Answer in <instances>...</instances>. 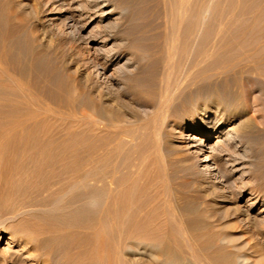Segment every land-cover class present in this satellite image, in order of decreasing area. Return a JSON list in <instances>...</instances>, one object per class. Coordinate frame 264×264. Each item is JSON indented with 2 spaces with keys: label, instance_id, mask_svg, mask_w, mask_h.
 I'll return each instance as SVG.
<instances>
[{
  "label": "rangeland",
  "instance_id": "374dc122",
  "mask_svg": "<svg viewBox=\"0 0 264 264\" xmlns=\"http://www.w3.org/2000/svg\"><path fill=\"white\" fill-rule=\"evenodd\" d=\"M111 1V7L108 6L106 9H111L114 6L117 11L119 9L116 4H122L127 10L121 15L122 19L119 20L117 25L108 27L106 24H109L110 19L106 18L101 20V17L99 16L100 12L96 11L97 14L96 12L89 10L86 0H0V58H2L3 63L11 75L18 78L24 87L29 88L31 92L35 91L34 93H37L38 95L40 94L39 97L41 96V99L43 100L40 101L43 104L46 103V105L52 106V108L61 109V112L56 109L54 110L60 112L57 114H61L63 118L56 115L54 118L58 119L55 121L54 118H45V114H42L41 118L44 117L43 119L48 120L43 121V123L45 125L47 122L49 129H51L50 125L52 124L53 130L51 129L50 131L55 134L59 133V135H56L58 149L73 150L72 153L79 152L82 154H84L83 151H85L88 156L86 154H81V156H83L85 160L89 159L87 161L89 164L87 165V169L89 168L90 170V173L87 176L89 178H87L86 185L77 187L73 184L80 179V171L78 169L75 172V169L73 170V168L63 169L57 167L55 168L56 173H50L49 171H43L40 173L41 171H36L33 168L27 169L22 164L23 162L31 163L32 160H30L29 157L32 156L30 154L34 151L33 147V151L29 147L30 152L28 150L27 154H23L18 146H9V148L11 147V151H14L17 148V150L12 153H9L10 149L7 148L8 146L3 147V149L8 150H4V152L6 154L8 152L13 159L11 158V160L9 158L12 162L9 161V164L7 165L2 162L0 163V179L2 177V179H4H1L3 183L0 180V264H62V262L66 261L67 256L65 251L63 252L64 254L62 253L60 256L51 255L50 260L47 259L43 252L34 250L33 248L35 246H44L43 241L46 240L47 233H37L30 228L32 221L40 222V224L43 223L44 226L53 224L74 225L71 219L68 217L67 219L65 215L59 213L54 216L48 214L41 215L36 207L32 205L29 206L30 203H39L41 201L52 200L53 198L58 197L88 198V210L76 214L77 218L84 216L89 218L87 224L91 227L88 228L86 234L87 237L81 235V241L84 243L85 241L88 242L87 244H83L84 248L87 245V249L85 248L84 252L81 251L77 254H73L74 256L72 255V257L80 256L81 254L84 257L86 256L85 258H87L88 264H214L215 262L217 264H227L225 259H220V255L222 253H230V249L231 252H242V254L248 258V264H253V262L254 264H264V168H262L264 167V143L259 146V149L256 152L257 155L255 156V161L258 163V168H260L261 177L253 183L248 181V176H245L247 169L234 172V174L232 173L229 176L231 178H228V181L223 186L220 183H218L219 185L210 183L208 182L209 178L203 173V168L206 166V163L197 167L194 165V158L186 154V144L190 141L188 138H191L196 133V130H190V126L194 125V122L202 113L200 106L192 107L188 104L189 102H187L186 99L189 92L199 96L200 92L202 93L201 89L203 88V85L209 83L211 80H213L211 82L216 81L217 76H212L211 74L213 73L214 75V73H218L219 70L213 72L215 67H213L214 64L212 61L216 62H214V66H217L220 71L223 69L228 70V67H230L229 70H231L233 67H241V65L251 67V71L255 76L253 74L250 78L251 80H245L246 91L243 93L246 95L243 94L242 97L243 99L247 98L245 99V103L248 108H250L249 113L251 115L259 116L260 112H262L261 114H264V0H181L179 4L177 3L178 1L176 2V0H173V3L175 2L176 4L174 3L175 5H173L172 3L169 5V8L171 7L170 10L175 16L171 14L167 5L170 4L172 0H168L170 2L166 0L167 2L165 1V3L167 4L165 6L164 0ZM132 4H134V6ZM199 4L201 8L199 7ZM173 6L177 7L178 10ZM180 7L182 9L184 8V12L187 13L180 14V12H183ZM167 12L169 15H167ZM86 14L89 15V17L86 16ZM177 14H180L181 17L178 15L177 18ZM114 16H117V14ZM174 17H176L177 20H175L176 18ZM179 17L183 20L182 22ZM125 18L129 19L127 20ZM169 19H171L170 24L168 22L170 21ZM187 19L188 21H186ZM176 21L181 22L178 23V25L181 24V27L183 26L184 28L178 27ZM127 23L131 24L127 25ZM192 23L196 24L193 26ZM166 24L173 26L169 27V25L166 26ZM101 25H103L104 28ZM189 25L192 26L191 28L195 29V31L189 29ZM128 26L130 27L128 28ZM167 28H169V30ZM179 28L181 30L183 29L182 31L184 33L181 30H178ZM121 29L129 30L132 36H130V32L128 34L126 33L128 31L125 30L122 32ZM121 32L123 34H121ZM178 33H181V36L184 34L185 38H183L184 36L181 37ZM191 37H193L194 41L193 39H190ZM166 38H168V41H166ZM181 38L185 40L184 44H180L181 41L183 42V39ZM164 39L166 41L165 44ZM173 40H176L177 43H172ZM190 40L192 41V44L187 45V42L190 43ZM218 40H220V43H218ZM200 41L202 42L200 43ZM167 42H169V45H166L168 44ZM170 43H172L171 45L173 48L170 46ZM224 45L225 47L228 45V48H224ZM127 46L129 48H126ZM178 47L181 50L186 49L185 52H179V50H177ZM208 48L210 50H208ZM169 49L174 51L175 55L173 56V59H177L175 61V67L177 69H175V73L173 72L171 76L173 80L176 81L178 79V81L177 85H175L176 88L173 89L174 95H172L173 99L179 98L178 100L182 101L179 102L175 99L177 101L176 103L175 100H170L168 104L170 111H167L168 113L166 112V114L161 113L160 116V113L158 114L156 109V105H158L157 101H159V90L157 89H160L158 84L161 85V79L163 78L161 74L163 66L161 65H164L163 62L166 60ZM187 49H189V54L187 53ZM209 51L213 54L211 55ZM248 51L249 53H256L255 55L258 57L254 56L252 53L249 55V53H247ZM208 53L210 55H208ZM184 54L189 55H187V60V56ZM194 54L196 56H194ZM197 55H200V63L197 62ZM248 55L252 58V61L256 58L258 61L260 59L259 63L262 64H259V66L261 67L257 66L258 62L255 63L256 66L251 65L254 63L251 62L250 57L249 60L251 64L247 61ZM261 55L262 58H259ZM191 58L196 60L191 61ZM126 59H132V62L127 63ZM178 60L182 61L179 62ZM243 60L246 61L244 62ZM186 61H188L189 64ZM218 61L220 62L218 63ZM222 61L226 62L225 66L222 64ZM236 61H241L239 62L241 64L238 63V66ZM178 62L181 64L183 63V66L185 67L183 68L182 66L181 68V64ZM202 62L205 63L201 64ZM233 62L237 66L232 64ZM246 62L248 63L246 64ZM187 64L188 66L191 64L193 66L188 67L186 66ZM131 67L136 68L134 69ZM194 67H196L195 69L201 68L205 70H192ZM129 68H131V70H128ZM190 68L192 71H190ZM183 69L186 70L184 71ZM192 72H196L197 74L200 73L203 78L204 76H209L210 78L208 79L210 81L205 80V78L203 80L200 75L197 78L196 73ZM160 75L162 77H160ZM186 75L189 77L187 76L188 78H186ZM120 76L122 79H120ZM190 77L194 79L192 80ZM199 77H201L203 81ZM126 78H128V80ZM182 79H186V82H184V80L182 81ZM199 79L203 83H200L201 81L199 82ZM127 81L129 85L124 84V82L127 83ZM130 81L136 87H133L132 84L130 85ZM186 84H188V86H186ZM189 86L191 87L189 88ZM112 87L117 89H113ZM178 87L180 90H176ZM194 87L200 89H194ZM97 88L98 90H96ZM240 88L241 85L239 84L230 85V89L233 92L235 91L234 93H236V91L237 93H240ZM69 91L71 93H69ZM134 91H137L140 94L137 92L135 93ZM183 91L186 92L185 94L187 96L185 94L181 95ZM97 92L99 93L97 94ZM153 92H155L157 98ZM178 92H180L179 94L182 97L178 95ZM70 94H72V104L69 102ZM121 96L123 97L122 100ZM253 96L257 99L254 98L257 101V104L255 103ZM20 97L18 95V99H21ZM91 97H93V99ZM135 97L137 98L136 101L133 99ZM181 98L186 99L183 100ZM105 100L108 103H106ZM96 102H99V106ZM170 102H172L173 106H176V109L170 105ZM205 103H207V105L211 104L208 100H205ZM113 104H115V106ZM1 105L2 104H0V106ZM73 106L76 110H72ZM89 107L90 109L88 110L90 114L88 113V110H86ZM124 107H126V109ZM0 109L2 111L4 110L3 105ZM64 110L66 112L65 115V112L63 113ZM82 110H84L83 113ZM95 110L98 114H96L97 112ZM2 111H0V113ZM76 111L77 113L74 114ZM86 111L87 115L85 113ZM173 113H175L176 116ZM2 114H0V116ZM69 114L70 116L68 117L67 115ZM151 114H158L155 115L156 118L158 116V120L155 116V120H152L153 117ZM114 115H118L120 121L116 120V118L113 119V124H111L110 120ZM80 116H82V119H80ZM150 117L152 119H150ZM103 119H105L104 121L107 123H105ZM169 119L171 121H169ZM160 120L163 121L161 122ZM155 121H157V125L154 124ZM167 123H169V125ZM229 123L231 122L227 121L226 124ZM95 124H97V126ZM226 124L222 127H226ZM103 125L108 127L105 128L107 130L112 126L113 130L109 131L112 128L108 131L103 130ZM116 125L124 127H120L123 129L122 132H120L121 129H119V126L117 127ZM153 125L155 126L154 131L158 130L156 133L159 135L161 134L160 137L155 132L153 135V128H151ZM113 126H116L117 128ZM125 127H130L126 129L130 135L132 131L131 136L126 131ZM161 127L163 128L161 129ZM114 128L119 130V133H117L118 131L116 132V129ZM168 128L169 130H167ZM159 130L162 131L159 132ZM166 130L168 133H166ZM113 131H115L116 134L111 135V137L108 135L107 137V134H111ZM65 132L70 134L68 135ZM120 133L123 135H118L117 137V134ZM64 135H66V138L64 137L63 139ZM155 136L157 138H155ZM60 137L61 140L59 139ZM114 137L119 141L117 142ZM119 137L121 140L118 139ZM69 138L75 140L74 144L73 140L71 139L72 141H70ZM58 139L60 140V143L58 142ZM215 139L216 138L214 137H209V142L212 143ZM77 140L78 143L80 142L81 146L76 143ZM105 141L109 143L108 148L103 146L107 151L103 147L101 148L103 151L105 150L107 152V155H105L106 152H103L100 148V146L107 143ZM61 142L63 144H61ZM68 142L73 147L70 146ZM152 142H154V144H151ZM116 144L118 146H115ZM149 144L151 146L153 145L154 147H152L155 150ZM62 145H65V147ZM75 145H78L80 147L79 149L84 147L82 152L81 150L79 151L78 147ZM59 146H62L63 148H60ZM113 146L115 147L111 150L110 147ZM68 147L70 148L68 149ZM111 151L113 152L108 154ZM13 153H15V158L13 157ZM21 153L23 154L21 155L23 158L19 156ZM153 153H155L156 156L159 153L157 156L158 160L156 158L154 159L156 156ZM152 154L154 157L151 156ZM10 155H6V157H10ZM18 156L21 158V162L18 159ZM106 156H108V158ZM170 158L173 159L171 160ZM159 160H163L162 162L165 165H162V162L161 164H158ZM172 161L173 164L171 165L170 163ZM167 163L169 165H166ZM156 165L160 168L159 171L161 173L159 175L157 173L158 167ZM154 166L157 167L156 170H154ZM164 166L166 169L165 174L168 173L167 175L164 173L162 174V172H165L163 171ZM240 166L241 164H237V167ZM231 168L232 167H229V169ZM3 171H6V174H4ZM171 174L172 177H170ZM163 175L166 179H164ZM176 178L178 180H176ZM159 179H161L160 183L158 181ZM171 179L173 180L171 181ZM177 183L179 184L177 185ZM165 185L166 190L162 188V186L165 187ZM252 188L258 192H256L258 194L257 196L250 194ZM163 191L166 192L164 193ZM125 194H127V197H125ZM166 194L169 195L167 196ZM119 195L124 198H120ZM184 195H186V198ZM114 198H119L120 205L122 204L119 206L122 216L119 224L114 221L113 211L111 210L112 205L110 206V203L112 204ZM126 198H129L130 202L128 199L126 200ZM96 204H98L99 207ZM126 204L131 205L127 206ZM106 210H109L108 213H111L109 214V217L111 216L112 218L110 217L109 221H104L103 219ZM130 210L132 212L134 211L133 217L135 218L132 221H130L128 216ZM21 213L24 215L22 216ZM16 214H19V217ZM29 218H33V220H29ZM38 219L40 221H38ZM132 222H134V224H132ZM73 227L75 228L73 230H84V228L81 227ZM211 230L212 234L210 232ZM28 236H32L35 241H27ZM114 236L116 237L115 239H113ZM225 236L229 237L231 241L225 244L218 242L214 244L216 240L218 241V239ZM90 242H92L93 245L92 243L90 244ZM200 242H202V245L205 247L202 246ZM115 243L117 248L116 250H113V245ZM210 243H213L214 245ZM90 246H92V248ZM198 246L199 248H204L205 251L202 250L203 253L202 251L200 253L199 251L201 248L199 249ZM222 246L224 249H222ZM216 247H218L219 250L216 249ZM219 247H221V249ZM207 248L209 249V252L206 250ZM89 250H91L89 253L90 255L87 256ZM194 250H196L195 253ZM223 250H225V252ZM97 251L100 252L97 253ZM216 252H218L219 255ZM199 254L200 256L198 257ZM206 256L209 257L206 258Z\"/></svg>",
  "mask_w": 264,
  "mask_h": 264
},
{
  "label": "bare ground",
  "instance_id": "6f19581e",
  "mask_svg": "<svg viewBox=\"0 0 264 264\" xmlns=\"http://www.w3.org/2000/svg\"><path fill=\"white\" fill-rule=\"evenodd\" d=\"M84 1V0H83ZM141 1V0H140ZM165 1L166 0H164V3H165ZM168 1V0H167ZM166 1V2H167ZM178 1V2H177ZM181 0H176V2L179 4V2H180ZM86 2L88 3V8H89V10H91V11H94V12H96V11H98V12H100V17H101V20H104V19H106V18H109L110 20V22H109V24L107 23L106 25H108V27H112V26H114V25H117L118 23H119V20L120 19H122L121 18V15L123 14V13H125V10H127L124 6H122V4H116L117 5V7H118V9L119 10H117L116 11V9L114 8V6H113V8H109V9H106L108 6H110L111 4H112V1L111 0H86ZM116 2V1H115ZM114 2V3H115ZM168 2H170V1H168ZM144 3V2H143ZM146 3V2H145ZM173 3V0L171 1V3L170 4H167V3H165L164 4V6L167 4L168 5V8H169V5H171ZM175 3V2H174ZM173 3V5H175ZM73 4V3H72ZM133 6H134V4H132ZM182 5V4H181ZM70 6V5H69ZM84 6H86V5H84ZM16 7V6H15ZM111 7V6H110ZM173 7H175V6H173ZM199 7L201 8V6H200V4H199ZM14 8V7H13ZM171 8V7H170ZM170 8H169V10H170ZM177 10H178V8L177 7H175ZM174 8V9H175ZM181 8V7H180ZM180 8H179V10H180ZM12 9V8H11ZM10 9V10H11ZM74 9V8H73ZM83 9H85V8H83ZM87 9V8H86ZM137 9H139V8H137ZM166 9H167V6H166ZM182 9V8H181ZM184 9V8H183ZM182 9V13L180 12V14H185V13H187V12H184V10ZM196 9H198V8H196ZM14 10V9H13ZM176 10V11H177ZM194 10V9H193ZM200 10V9H199ZM74 11V10H73ZM88 11V10H87ZM168 11V10H167ZM171 11V10H170ZM169 11V12H170ZM176 11H175V13H176ZM187 11V10H186ZM197 11V10H196ZM195 11V12H196ZM93 12V13H94ZM118 12V13H117ZM178 12V13H179ZM19 13V12H18ZM73 13V12H72ZM77 13V12H76ZM81 13V12H80ZM89 13V12H88ZM92 13V12H91ZM97 13V12H96ZM131 13V12H130ZM140 13V12H139ZM191 13V12H190ZM98 14V13H97ZM117 14V16H114V15H116ZM136 14V13H135ZM171 14H172V11H171ZM180 14H177V18H178V15L180 16ZM195 14H197V13H195ZM17 15V14H16ZM19 15V14H18ZM167 15H169V13L167 12ZM173 16H175L174 14H172ZM81 16V15H80ZM86 16H88L89 17V15H87L86 14ZM96 16V15H95ZM165 16V15H164ZM185 16V15H184ZM183 16V17H184ZM198 16V15H197ZM74 17V16H73ZM126 17V16H125ZM132 17H133V15H132ZM134 17H135V15H134ZM181 17V16H180ZM179 17V18H180ZM182 17V18H183ZM130 18H131V15H130ZM170 18H171V16H170ZM174 18H176V17H174ZM177 18L175 19V20H177ZM125 19H129V18H125ZM172 19V18H171ZM171 19H169L170 21H168L169 22V24H170V22H171ZM184 19V18H183ZM175 20H173V21H175ZM180 20H181V18H180ZM185 20V19H184ZM123 21H125V20H123ZM167 21V20H166ZM178 21H179V19H178ZM183 20H181V22H182ZM186 21H188V19L186 20ZM127 22V21H126ZM126 22H124V23H126ZM181 22H177L176 21V23H177V26L178 27H180V28H182L181 27V24L180 25H178V23H181ZM192 22V21H191ZM102 23V22H101ZM124 23H123V25H124ZM173 23V22H172ZM175 23V22H174ZM186 23V22H185ZM190 23V22H189ZM200 23V22H199ZM221 23V22H220ZM129 24H131V23H129ZM128 23H127V25H129ZM168 24V25H169ZM193 24V26L196 24H194V23H192ZM191 24V25H192ZM201 24V23H200ZM122 25V24H121ZM167 24H166V26H168ZM183 25V24H182ZM202 25V24H201ZM102 27H103V25H101ZM125 26H126V24H125ZM173 26V25H172ZM172 26H170L169 25V27H172ZM190 26V25H189ZM121 27V26H120ZM130 26H128V28H129ZM192 26H190V28L189 29H192L193 31H195V29H193V28H191ZM104 28V27H103ZM166 28V27H165ZM174 28V27H173ZM178 29V30H181V29ZM184 28V27H183ZM168 30H169V28H167ZM122 30V29H121ZM128 31V32H126V33H128L129 34V30H127V29H124V30H122V32L123 31ZM171 30H172V28H171ZM183 30V29H182ZM181 30V31H182ZM191 30V31H192ZM114 32V31H113ZM121 32V34H123ZM178 32H180V31H178ZM183 32V31H182ZM181 32V33H182ZM199 32V31H198ZM198 32H197V34H198ZM107 33V32H106ZM115 33V32H114ZM181 33H178V34H180V36H181ZM184 33V32H183ZM112 34V33H111ZM108 35V34H107ZM114 35V34H113ZM120 35V34H119ZM168 35V34H167ZM111 36V35H110ZM125 36H126V34H125ZM124 36V37H125ZM130 36H132L131 35V32H130ZM129 36V37H130ZM175 36V35H174ZM182 36H184V34H182ZM181 36V37H182ZM171 37V36H170ZM197 37V36H196ZM105 38V37H104ZM107 38H108V36H107ZM183 38H185V36L183 37ZM183 38H181V39H183ZM187 38H188V36H187ZM219 38V37H218ZM106 39V38H105ZM104 39V40H105ZM191 40L193 39V37H191L190 38ZM198 39V38H197ZM119 40V39H118ZM189 40V39H188ZM190 40V43H188L187 42V45L188 44H192L191 41ZM198 40H200V39H198ZM120 41V40H119ZM164 41H165V39H164ZM166 41H168V38H166ZM166 41L164 42V44L166 43ZM193 41H194V39H193ZM213 41V40H212ZM219 42L218 43H220V40H218ZM104 42V41H103ZM126 42V41H125ZM173 42H175V43H177V41L175 40H173L172 41V43ZM180 42V41H179ZM178 42V43H179ZM202 41H200V43H201ZM119 43V42H118ZM168 44H166V45H169V42H167ZM172 43H170V46H172L171 44ZM181 43H185V40L183 39V42L181 41L180 42V44ZM204 43V42H203ZM213 43V42H212ZM231 43V42H230ZM120 44H122V43H120ZM226 44V43H225ZM186 45V46H187ZM235 45V44H234ZM132 46H134V45H132ZM197 46V45H196ZM208 46V45H207ZM210 46H213V45H210ZM221 46V45H220ZM256 46V45H255ZM131 47V46H130ZM135 47V46H134ZM191 47V46H190ZM216 47V46H215ZM219 47V46H218ZM222 47V46H221ZM250 47V46H249ZM126 48H129L128 46L126 47ZM172 48H173V46H172ZM171 48V49H172ZM183 48V47H182ZM213 48V47H212ZM224 48H228V45L225 47V45H224ZM176 49V48H175ZM192 49V48H191ZM190 49V50H191ZM198 49V48H197ZM196 49V50H197ZM200 49H201V47H200ZM199 49V50H200ZM223 49V48H222ZM177 50H179V52H185V50H181V49H179V47L177 48ZM188 50L189 49H187V53L189 54V52H188ZM205 50V49H204ZM208 50H210L209 48H208ZM212 50V49H211ZM253 50V49H252ZM198 51V50H197ZM200 51H202V50H200ZM199 51V52H200ZM224 51H225V49H224ZM263 51V50H262ZM140 52H142V51H140ZM162 52V51H161ZM191 52V51H190ZM210 52V54L212 55L213 53H211V51H209ZM220 52V51H219ZM222 52V51H221ZM251 52V51H250ZM257 52H259V51H257ZM132 53V52H131ZM177 53V52H176ZM193 53V52H192ZM247 53H249V51L247 52ZM252 53V52H251ZM251 53H249V55L251 54ZM164 54V53H163ZM187 54V55H188ZM195 54H196V52H195ZM194 54V56H196ZM198 54H200V53H198ZM209 53H208V55H210ZM254 56H256L255 54L256 53H252ZM257 54H259V53H257ZM262 54V53H261ZM140 55V54H139ZM175 54H174V51H172V50H170L169 49V51H168V55H167V57H166V60H165V62H163L164 63V65H161V66H163V69H162V76H163V78L161 79V78H159V79H161V85L160 84H158V87L160 88V89H157V90H159V101H157L158 102V105H156L157 106V111H158V114L160 113V116H161V113L162 114H166V112L168 111H170V108H168V104H169V101L170 100H175V99H173V89L174 88H176L175 87V85H177V81H178V79L175 81V80H173V78H172V73L174 72L175 73V69H177L176 67H175V61L177 60H174L173 59V56H174ZM184 55H186V54H184ZM186 55V56H187ZM202 55V54H201ZM215 55V54H214ZM247 56L248 57V62L251 64V62L252 63H254V64H251V65H255L256 66V64L255 63H257L258 65L257 66H259V64H262V63H259L260 62V59L259 58H262V55L261 56H259V61L258 60H256L257 58L256 57H258V56H256L255 58L256 59H254V57H253V59H254V61H252V58L250 57V56ZM6 56V55H5ZM135 56V55H134ZM137 56H138V53H137ZM186 56H184V57H186ZM189 56V55H188ZM188 56L186 57V60H187V58H188ZM200 56V55H199ZM199 56L197 55V59H198V63H200V61H199ZM123 57V56H122ZM202 57V56H201ZM217 57V56H216ZM237 57V56H236ZM243 57V56H242ZM251 59H250V58ZM129 58V57H128ZM132 58H134V57H132ZM177 58H180V57H177ZM182 58V57H181ZM244 58V57H243ZM183 59V58H182ZM201 59H203V58H201ZM247 59V58H246ZM251 60V62H250V60ZM190 60V59H189ZM193 60H196V59H193V58H191V61H193ZM207 60V59H206ZM221 60V59H220ZM136 61H138V60H136ZM162 61H163V59H162ZM179 62H181L182 60H178ZM184 61V60H183ZM205 61V60H204ZM208 61V60H207ZM207 61H205V62H207ZM244 62L246 61V60H243ZM126 62L127 63H131L132 62V59H126ZM178 62V63H179ZM186 62H188V61H186ZM196 62V61H195ZM205 62H202L201 64H203V63H205ZM213 62V64L215 65V61H212ZM212 62H211V64H212ZM215 62V63H214ZM220 61H218V63H219ZM223 62V61H222ZM237 62V61H236ZM239 62H241V61H239ZM239 62H237V65L239 66V64H241V63H239ZM248 62H246V64L248 63ZM262 62V61H261ZM134 63V62H133ZM194 63V62H193ZM192 63V64H193ZM208 63V62H207ZM226 62L224 61L222 64H224V66L226 65L225 64ZM239 63V64H238ZM144 64V63H143ZM179 64H181V63H179ZM188 64H189V62H188ZM188 64L186 65V66H188ZM189 65L188 67H190V66H193L194 64H196V63H194L193 65ZM200 64V65H201ZM212 64V65H213ZM221 64V63H220ZM232 64H234L235 66H237L234 62L232 63ZM244 64V63H243ZM111 65V64H110ZM140 65H141V63H140ZM152 65H153V63H152ZM178 65V64H177ZM209 65H210V63H209ZM213 65V67H215L214 68V71L213 72H216L217 70H219L218 71V73H214V75H213V73L211 74L212 76H217L216 77V81H214V82H211V81H213V80H209L208 78H210L209 76L208 77H206V76H204V78H205V80H208V81H210L209 83H207V84H205V85H203L202 87V89H201V91H202V93L200 92V95L198 96H196V95H194V94H191L190 92L188 93V96L185 94L186 92L185 91H183V93H181V95H186L187 96V99L186 98H184V99H186L187 100V102H189L188 104H190L192 107H195V106H200V109L202 110V113L199 115V117H198V119L194 122V125H191L190 126V130H196V133L191 137V138H188V139H190V141L189 142H187V147H186V154L188 155V156H191V157H193L194 158V160H195V163H194V165L195 166H197V167H199V165H202L203 163L205 164L206 163V166H204V168H203V173H204V175H206L207 176V178H209V181L208 182H210V183H213V184H218V183H220L222 186L223 185H225V183L228 181V178H231V177H229L232 173L234 174V172H239V171H241V170H243V169H247V173H245V176H248V181L249 182H255L256 180H258L261 176V174H260V168H258V163L255 161V156L257 155L256 154V152L258 151V149H259V146H261L263 143H264V114H261L262 112H260V115L259 116H253V115H251L249 112V109L250 108H248V106H247V104L245 103V99H247V98H245V99H243V94H245V93H243V92H245L246 90H245V88H246V84H245V80H247V79H250L251 78V76L254 74V73H252V71H251V67H248V66H246V65H241V67L239 66V67H236V68H234L233 67V69H231V70H229V68L230 67H228L227 69L228 70H222V71H220V69H218L217 68V66H214ZM182 66H183V63L181 64V68H182ZM211 66V65H210ZM228 66H229V64H228ZM129 67V66H128ZM185 66H183V68H184ZM227 67V66H226ZM225 67V68H226ZM259 67H261V66H259ZM258 67V68H259ZM125 68H127V67H125ZM131 68H134V67H131ZM131 68H129L128 70H131ZM136 68V67H135ZM134 68V69H135ZM162 68V67H161ZM192 68V67H191ZM191 68H190V71H192V70H197V69H195L196 67H194V69H192L191 70ZM204 68H206V67H204ZM253 68V67H252ZM213 69V68H212ZM254 69V68H253ZM263 69V68H262ZM137 70V69H136ZM184 70V69H183ZM186 70V69H185ZM184 70V71H185ZM199 70H205V69H201V68H199L198 69V71ZM258 70H260V69H258ZM133 71V70H132ZM183 71V72H184ZM261 71V70H260ZM140 72V71H139ZM180 72V71H179ZM255 72V71H254ZM263 72V71H262ZM10 72L7 70V68H6V66H5V64L3 63V60H2V58H0V104H2L3 105V111L0 109V111H2L3 112V114H2V112L0 113V114H2L1 116H0V163L2 162V163H4L5 165H7V164H9V158L11 159L12 157H11V155L10 154H8V152H7V154L4 152V150H7V149H3V147L4 146H8L7 148H9V146H14V147H16V146H18L20 149L19 150H21L22 151V153L23 154H27V152H28V150H29V147L31 148V150L33 151V149H34V151L30 154V155H32V156H30L29 157V159L30 160H32L31 161V163H22L23 164V166L25 167V168H27V169H30V168H33L34 170H36V171H41L40 173H42L43 171H49L50 173H56L55 172V168H57V167H61V168H63V169H70V168H73V170L76 172V170L78 169L79 171H80V179H79V181L78 182H75L73 185L75 186H85L86 185V183H87V178H89V177H87L88 176V174L90 173V170H89V168L87 169V165H89L88 163H87V161L89 160L88 158V160H85V158L83 157V156H81V154L82 153H79V152H77V153H72V151H69V150H66V149H58V147H57V138H56V135L58 134L59 135V133H57L56 131V133L57 134H55V133H53V132H51L50 130L52 129L53 130V125L51 124L50 125V127H51V129H49V125H47V122H46V124L44 125V123H43V121H45V120H47V119H43V118H41L42 116V114H45V118H47V117H49V119H53L54 117H56V115H58V116H61V114L59 115V114H57V113H60L61 111V109H57V108H52V106H48V105H46V103L45 104H43L41 101H43L42 99H41V96L39 97V95L37 94V93H34V92H31V90H29V88H26V87H24V85H22V83H20V81L18 80V78H16L15 76H13V75H11V73L9 74ZM14 73V72H13ZM112 73H114V72H112ZM147 73V72H146ZM177 73V72H176ZM192 73H196V72H192ZM200 73H201V71H200ZM200 73L199 74H197L196 73V75H197V78H198V76L200 75ZM117 74V73H116ZM120 74V73H119ZM123 74V73H122ZM129 74V73H128ZM136 74V73H135ZM182 74V73H181ZM180 74V75H181ZM185 74V73H184ZM259 74V73H258ZM261 74V73H260ZM263 75V74H262ZM138 76V75H137ZM161 75H160V77H162ZM185 76V75H184ZM188 75H186V78H188L187 77ZM193 76V75H192ZM191 76V77H192ZM201 77H202V75H200ZM254 76H255V74H254ZM159 77V76H158ZM190 77V78H191ZM195 77V76H194ZM201 77H199L201 80H202V78ZM259 77H260V75H259ZM112 78V77H111ZM123 78H125V77H123ZM141 78V77H140ZM183 78V77H182ZM185 78V77H184ZM196 78V79H197ZM204 78H203V80H204ZM120 79H122L121 78V76H120ZM127 80H128V78H126ZM142 79V78H141ZM192 79V78H191ZM194 79V78H193ZM192 79V80H193ZM195 79V80H196ZM199 79V82L201 81ZM259 79H261V78H259ZM263 79V78H262ZM110 80V79H109ZM139 80V79H138ZM184 80V82H186L185 80L186 79H182V81ZM202 80V81H203ZM251 80V79H250ZM255 80V79H254ZM140 81H142V80H140ZM189 81V80H188ZM187 81V82H188ZM200 82V83H203V82ZM257 81V80H256ZM9 82H11V83H13V84H11V83H9ZM123 82V81H122ZM146 82V81H145ZM184 82H183V84H184ZM111 83V82H110ZM120 83V82H119ZM178 83H180V82H178ZM196 83V82H195ZM248 83V82H247ZM258 83V82H257ZM124 84H127V85H129L128 84V81H127V83H125L124 82ZM132 83H131V81H130V85H131ZM181 84V83H180ZM182 84V85H183ZM188 84H189V82H188ZM188 84H186V86H188ZM193 84V83H192ZM231 84H239V85H241V88H240V93H237V91H236V93H234L233 91H231V89H230V85ZM253 84V83H252ZM263 84V83H262ZM108 85V84H107ZM110 85V84H109ZM112 85H113V83H112ZM112 85H110V86H112ZM133 85V84H132ZM160 85V86H159ZM190 85V84H189ZM195 85V84H194ZM200 85V84H199ZM198 85V86H199ZM259 85H260V83H259ZM90 86V85H89ZM88 86V87H89ZM138 86V85H137ZM196 86V85H195ZM197 86V87H198ZM254 86V85H253ZM86 87V86H85ZM123 87H126V86H123ZM128 87V86H127ZM133 87H136V86H134L133 85ZM180 87V86H179ZM178 87V89H176V90H180V88ZM191 86H189V88H190ZM200 87V86H199ZM262 87V86H261ZM28 89V90H26V89ZM77 88H79V87H77ZM104 88H105V86H104ZM110 88V87H109ZM113 88V87H112ZM131 88V87H130ZM188 88V89H189ZM192 88H193V86H192ZM196 87H194V89H195ZM252 88H254V87H252ZM113 89H117V88H113ZM126 89V88H125ZM196 89H200V88H196ZM235 89V88H234ZM237 89V88H236ZM96 90H98V88L96 89ZM100 90V89H99ZM107 90V89H106ZM120 90V89H119ZM122 90H123V88H122ZM128 90V89H127ZM134 90V89H133ZM136 90H138V89H136ZM257 90V89H256ZM129 91V90H128ZM196 91V90H195ZM252 91V90H251ZM263 91V90H262ZM84 92H85V90H84ZM135 92V91H134ZM137 92V91H136ZM135 92V93H136ZM152 92V91H151ZM188 92V91H187ZM193 92V91H192ZM197 92V91H196ZM239 92V91H238ZM69 93H71L70 91H69ZM80 93V92H79ZM99 92H97V94H98ZM100 93H101V91H100ZM137 93H139V92H137ZM154 94H155V92H153ZM180 92H178V95L180 96V97H182L180 94H179ZM198 93V92H197ZM81 94V93H80ZM140 94V93H139ZM156 94H157V91H156ZM156 94H155V96H156ZM173 94V95H172ZM199 94V93H198ZM248 94V93H247ZM258 94V93H257ZM18 95H19V97L21 98V99H18ZM127 95V94H126ZM176 95V94H175ZM246 95V94H245ZM254 95V94H253ZM29 96V97H28ZM70 96V99H69V102L71 103V97H72V94H70L69 95ZM90 96V95H89ZM94 96V95H93ZM99 96V95H98ZM101 96V95H100ZM117 96H118V94H117ZM141 96V95H140ZM154 96V95H153ZM178 96V97H179ZM203 96V97H202ZM255 96V95H254ZM253 96V99L255 98ZM106 97V96H105ZM137 97V96H136ZM133 98L135 101H136V99L137 98ZM171 97H172V99H171ZM184 97V96H183ZM250 97V96H249ZM248 97V98H249ZM90 98V97H89ZM92 99H93V97H91ZM100 98V97H99ZM120 98V97H119ZM122 96H121V100H122ZM126 98V97H125ZM124 98V99H125ZM130 98V97H129ZM156 98H157V96H156ZM263 98V97H262ZM111 99H116V98H111ZM179 99V98H178ZM178 99H176L177 101H179ZM181 99H183V98H181ZM183 99V100H184ZM256 99V98H255ZM254 99V100H255ZM260 99V98H259ZM41 100V101H40ZM133 100V101H134ZM138 100H139V98H138ZM155 100H157V99H155ZM175 100V101H176ZM186 100H185V102H186ZM205 100H208V102L210 101V105H207V103H205ZM257 100V99H256ZM255 100V103L257 102ZM75 101V100H74ZM91 101V100H90ZM110 101V100H109ZM113 101H116V100H113ZM112 101V102H113ZM128 101V100H127ZM140 101V100H139ZM139 101H138V103H139ZM177 101H176V103H177ZM180 101H182V100H180ZM179 101V102H180ZM264 101V100H263ZM105 102L106 103H108L106 100H105ZM248 102V101H247ZM259 102V101H258ZM74 103H76V102H74ZM96 103H98V106H99V102H96ZM156 103V102H155ZM176 103L174 102V104L176 105ZM182 103V102H181ZM260 103V102H259ZM72 104V103H71ZM71 104H70V106H71ZM129 104V103H128ZM157 104V103H156ZM200 104V105H199ZM250 104V103H249ZM254 104V103H253ZM257 104V103H256ZM2 105L0 106V107H2ZM101 105V104H100ZM103 105V104H102ZM114 106H115V104H113ZM155 105V104H154ZM170 105H172V102H170ZM262 105V104H261ZM264 105V104H263ZM98 106H97V108H98ZM113 106V107H114ZM129 106V105H128ZM173 106V105H172ZM187 106V105H186ZM253 106V105H252ZM252 106H249V107H252ZM259 106V105H258ZM72 107V106H71ZM174 108L176 107V106H173ZM173 107H171L172 109H174ZM262 107V106H261ZM260 107V108H261ZM70 108V107H69ZM97 108H96V110H97ZM115 108V107H114ZM125 109H126V107H124ZM255 108V107H254ZM254 108H253V110H254ZM54 109H56V110H58V111H60V112H57L56 110H54ZM71 109V108H70ZM81 109V108H80ZM88 109H90V107L89 108H87L86 110H88ZM153 109V108H152ZM155 109V110H156ZM176 109V108H175ZM198 109V108H197ZM252 109V108H251ZM66 110V109H65ZM65 110L63 111V113L65 112ZM72 110H76L75 108H74V106H73V109ZM95 110V111H96ZM98 110H101V109H98ZM130 110V109H129ZM80 111V110H79ZM132 111V110H131ZM84 112V110H82V113ZM97 112V111H96ZM109 112V111H108ZM134 112V111H133ZM167 112V113H168ZM171 112H172V110H171ZM174 112H176V111H174ZM180 112V111H179ZM178 112V113H179ZM258 112V111H257ZM73 113V112H72ZM77 113V111L74 113V114H76ZM86 113V115H87V111L85 112ZM88 113L90 114V112H89V110H88ZM152 113V112H151ZM155 113V112H154ZM177 113V112H176ZM66 114V112L64 113V115ZM96 114H98V112L96 113ZM158 114H155V115H158ZM175 116H176V114L175 113H173ZM100 115H102V114H100ZM155 115H152L151 114V116L153 117V119L150 117V119H152V120H155V118H156V116ZM57 116V117H58ZM68 117L70 116V114L69 115H67ZM109 116V115H108ZM154 116H155V118H154ZM159 116V117H160ZM166 116V115H165ZM62 117V116H61ZM66 117V116H65ZM67 117V118H68ZM72 117V116H71ZM73 117H74V115H73ZM82 116H80V119H82L81 118ZM86 117V116H85ZM88 117V116H87ZM91 117H92V115H91ZM94 117V116H93ZM113 117V116H112ZM164 117V116H163ZM187 117V116H186ZM197 117V116H196ZM63 118V117H62ZM89 118V117H88ZM97 118V117H96ZM99 118V117H98ZM117 118V119H116ZM157 118H158V116H157ZM156 118V119H157ZM166 118V117H165ZM167 118H168V116H167ZM179 118V117H178ZM194 118V117H193ZM55 119V118H54ZM58 119V118H57ZM57 119H55V121L57 120ZM91 119V118H90ZM113 119H116V120H119L118 119V115H114V117L113 118H111V120H110V122H111V124H113ZM136 119V118H135ZM137 119H138V117H137ZM139 119L141 120V118L139 117ZM161 119V118H160ZM105 119H103V121H104ZM108 120V119H107ZM158 120V119H157ZM168 120V119H167ZM48 121V120H47ZM81 121V120H80ZM86 121V120H85ZM84 121V122H85ZM120 121V120H119ZM161 122L163 121V120H160ZM169 121H171L170 119H169ZM174 121V120H173ZM176 121H177V119H176ZM227 121H229V122H231V123H229V124H226L227 123ZM94 122H96V121H94ZM98 122V121H97ZM105 122V121H104ZM167 122V121H166ZM105 123H107V122H105ZM140 123V122H139ZM157 123V121H155L154 122V124L155 125H157L156 124ZM159 123V122H158ZM179 123V122H178ZM94 124V123H93ZM152 124H153V121H152ZM159 124H161V123H159ZM164 124V123H163ZM168 125H169V123H167ZM224 124H226L227 126L226 127H222ZM96 126H97V124H95ZM100 125V124H99ZM105 125V124H104ZM103 125V130H107V129H105V128H108V127H105V126H107V125H105L104 126ZM119 125H121V124H119ZM119 125H116L117 127L119 126ZM136 125H137V123H136ZM166 125V124H165ZM111 126V125H110ZM109 126V127H110ZM116 126H113V127H116ZM124 126V125H123ZM125 126H128V125H125ZM130 126V125H129ZM163 126V125H162ZM102 127V126H101ZM116 127V128H117ZM120 127H122V126H119V129H121V131L120 132H122V128H124V127H122V128H120ZM154 125L153 126H151V128H153V135H154V132L156 133V131H158V130H155L154 131ZM157 127V126H156ZM164 127H166V126H164ZM176 127V126H175ZM99 128V127H98ZM98 128H96V129H98ZM111 128H112V126H111ZM111 128H109V129H111ZM116 128H114V129H116ZM126 128H130V127H125V129ZM158 128H159V126H158ZM157 128V129H158ZM163 127H161V129H162ZM167 128V127H166ZM189 128V127H188ZM67 129V128H66ZM108 129V130H109ZM150 129V128H149ZM107 130V131H108ZM113 130V128L111 129V130H109V131H112ZM167 130H169V128L167 129ZM167 130H166V133H168L167 132ZM118 131V132H117ZM126 131H127V129H126ZM162 131V130H161ZM160 130H159V132H161ZM172 131H173V129H172ZM172 131H169V132H172ZM106 132V131H105ZM113 132H115V131H113ZM111 133V134H107V137H108V135L111 137V135H113V134H116V132L117 133H119V130H117L116 129V132L115 133ZM128 132V131H127ZM174 132V131H173ZM178 132H179V130H178ZM65 133H67V132H65ZM98 133V132H97ZM129 133V132H128ZM68 134V133H67ZM70 134V133H69ZM68 134V135H69ZM73 134V133H72ZM127 134V133H126ZM156 134H158V133H156ZM155 134V135H156ZM170 134V133H169ZM76 135V134H75ZM82 135V134H81ZM118 135H123V134H117V137H118ZM125 135V134H124ZM129 135H130V133H129ZM131 135H132V131H131ZM130 135V136H131ZM161 135V134H160ZM160 135L158 134V136L160 137ZM174 135V134H173ZM115 136V135H114ZM126 136V135H125ZM152 136V135H151ZM150 136V137H151ZM175 136H177V135H175ZM58 137V136H57ZM64 137L66 138V135H64L63 136V139H64ZM98 137V136H97ZM109 137V138H110ZM120 137H122V136H120ZM120 137L118 138V139H120ZM124 137V136H123ZM129 137V136H128ZM173 137V136H172ZM209 137L211 138V137H214V138H216L215 139V141L214 142H209ZM72 138H73V135H72ZM71 138V139H72ZM115 138V137H114ZM152 138V137H151ZM155 138H157L156 136H155ZM154 138V139H155ZM166 138V137H165ZM60 140H61V137L59 138ZM58 139V142L60 143V140ZM70 139V138H69ZM70 139V141H72L73 140V144H74V142H75V140L74 139H72L71 140ZM75 139H78V138H75ZM107 139V138H106ZM141 139V138H140ZM147 139V138H146ZM115 140H117L116 138H115ZM121 140V139H120ZM133 140V139H132ZM148 140V139H147ZM160 140V139H159ZM65 141H66V139H65ZM69 141V140H68ZM109 141H111V140H109ZM119 140H117V142H118ZM62 142H64V141H62ZM61 142V144H63ZM105 142H107V141H105ZM104 142V143H105ZM112 142V141H111ZM116 142V143H117ZM66 143V142H65ZM69 143V142H68ZM67 143V144H68ZM72 143V142H71ZM77 144H79V146H81L80 145V142L78 143V140H77V142H76ZM160 143V142H159ZM67 144H65V145H67ZM107 144H108V146H107ZM137 144V143H136ZM151 144H154V142H152ZM65 145L63 146V147H65ZM69 145L70 146H72L70 143H69ZM106 145V146H105ZM123 145V144H122ZM126 145V144H125ZM142 145V144H141ZM150 145V144H149ZM11 146V147H12ZM62 146H59L60 148H63ZM76 146V145H75ZM74 146V147H75ZM78 145L76 146V147H78V149L80 148ZM88 146V145H87ZM89 146H91V145H89ZM109 147V143L107 142L106 144H104V145H102V146H100V148L101 147ZM115 146H118L117 144L115 145ZM115 146H113V147H110L111 148V150L115 147ZM151 146V145H150ZM153 146V145H152ZM151 146V147H152ZM159 146V145H158ZM185 146V145H184ZM184 146H182V147H184ZM11 147L9 148L10 150H9V153H12V152H14L15 150H17V148L15 149L14 147V151H11ZM32 147H33V149H32ZM73 147V146H72ZM75 147V148H76ZM92 147V146H91ZM90 147V148H91ZM94 147V146H93ZM103 147V148H104ZM125 147V146H124ZM141 147V146H140ZM139 147V148H140ZM154 147V146H153ZM152 147V148H153ZM165 147V146H164ZM70 147H68V149H69ZM84 148V147H83ZM83 148H81V149H79V151L81 150V152H82V150H83ZM86 148V147H85ZM89 148V147H88ZM117 148V147H116ZM161 148V147H160ZM159 148V149H160ZM77 149V148H76ZM102 149V148H101ZM104 149H106V148H104ZM121 149V148H120ZM154 149V148H153ZM13 150V149H12ZM110 150V149H109ZM155 150V149H154ZM8 151V150H7ZM11 151V152H10ZM77 151V150H76ZM102 151H103V149H102ZM105 151V150H104ZM103 151V152H104ZM106 151H107V149H106ZM105 151V152H106ZM262 151V150H261ZM18 152V151H17ZM29 152H30V150H29ZM84 152V154H86L85 153V151H83ZM109 152V151H108ZM113 151H111L110 153H108V154H111ZM153 152H155V151H153ZM16 153V152H15ZM15 153H13V157L15 158V156H14V154ZM18 154L20 157H21V155H23V154ZM156 153V152H155ZM155 153H153L154 155H155ZM29 154V153H28ZM84 154H82V155H84ZM105 154V153H104ZM114 154H117V153H114ZM151 155V156H153L154 157V155ZM159 154V153H158ZM158 154H157V156H158ZM161 154V153H160ZM6 155H10V157H6ZM87 155V154H86ZM105 155H107V152H106V154ZM104 155V156H105ZM164 155V154H163ZM19 156H18V159L20 160V162H21V158H23V156L21 157V158H19ZM26 156V155H25ZM88 156V155H87ZM103 156V157H104ZM115 156V155H114ZM156 156V155H155ZM157 156L156 157H154V159L156 158L157 159ZM159 156H161V155H159ZM32 157V158H31ZM86 157V156H85ZM107 158H108V156H106ZM105 157V158H106ZM111 157H112V155H111ZM153 157H151V158H153ZM26 158V157H25ZM110 158V157H109ZM162 158H163V156H162ZM162 158H159V159H162ZM189 158V157H188ZM13 159V158H12ZM11 159V160H12ZM16 159H17V157H16ZM29 159H28V161H29ZM102 159H104V158H102ZM112 159H113V157H112ZM153 159V160H154ZM171 159V158H170ZM173 159V158H172ZM171 159V160H172ZM190 159V158H189ZM15 160V159H14ZM19 160H17V161H19ZM158 160V159H157ZM169 160V159H168ZM175 160V159H174ZM191 160V159H190ZM4 161V162H3ZM23 161V160H22ZM24 161H26V160H24ZM103 161V160H102ZM160 161V162H159ZM158 161V164L160 163L161 164V162L163 161H161V160H159ZM176 161V160H175ZM185 161V160H184ZM192 161V160H191ZM10 162H12V161H10ZM168 162V161H167ZM264 162V161H263ZM90 163V162H89ZM106 163V162H105ZM155 163V162H154ZM163 163V162H162ZM171 165L173 164V161L170 163ZM237 164H241V166L240 167H237ZM260 164V163H259ZM16 165V164H15ZM162 165H165L164 163L162 164ZM161 165V166H162ZM166 165H169L168 163L166 164ZM192 165V164H191ZM190 165V166H191ZM3 166V165H2ZM91 166V165H90ZM152 166H153V164H152ZM157 166V165H156ZM23 167V168H24ZM158 167V166H157ZM157 167H153L154 168V170H156V168ZM163 167V166H162ZM229 167H232L231 169H229ZM2 168V167H1ZM107 168V167H106ZM194 168V167H193ZM262 168H264V167H262ZM158 169V175L161 173L160 171H159V167L157 168ZM2 170H3V168H2ZM153 170V171H154ZM261 170H263V169H261ZM163 171H165V172H162V174L164 173H166V169H165V166H164V168H163ZM1 172V171H0ZM4 172V174H6V171H3ZM104 172V171H103ZM243 172H245V171H243ZM107 173V172H106ZM173 173H175V172H173ZM37 174V173H36ZM49 174V173H48ZM100 174V173H99ZM103 174H105V173H103ZM168 174V173H167ZM167 174H165V175H167ZM176 174V173H175ZM3 175V174H2ZM27 175V174H26ZM50 175V174H49ZM170 175V174H169ZM40 176V175H39ZM164 176V175H163ZM163 176H162V178H163ZM8 177V176H7ZM50 177V176H49ZM102 177V176H101ZM101 177H99V178H101ZM154 177V176H153ZM158 177V176H157ZM170 177H172V174H171V176ZM175 177V176H174ZM3 178V177H2ZM1 178V179H2ZM6 178V177H5ZM24 178V177H23ZM40 178H41V176H40ZM107 178V177H106ZM159 178V177H158ZM0 179V180H1ZM15 179V178H14ZM108 179V178H107ZM164 179H166L165 178V176H164ZM163 179V180H164ZM182 179V178H181ZM197 179V178H196ZM2 180H4V179H2ZM1 180V181H2ZM100 180H102V179H100ZM104 180V179H103ZM157 180V179H156ZM160 180L161 179H159L158 181H159V183H160ZM173 179H171V181H172ZM175 180V179H174ZM176 180H178L177 178H176ZM183 180V179H182ZM11 181V180H10ZM154 181V180H153ZM164 182V181H163ZM184 182V181H183ZM2 183H3V181H2ZM158 183V182H157ZM158 183V184H159ZM167 183V182H166ZM166 183H164V184H166ZM180 183V182H179ZM179 183H177V185L179 184ZM182 183V182H181ZM228 184V183H227ZM246 184V183H245ZM167 186H169L168 184H166ZM166 185H165V187L164 186H162V188H164L165 190H166ZM184 185V184H183ZM219 185V184H218ZM242 185H243V183H242ZM241 185V186H242ZM250 185V184H249ZM253 185V184H252ZM180 186V185H179ZM229 186V185H228ZM240 186V187H241ZM244 186V185H243ZM262 186V185H261ZM70 187V186H69ZM176 187V186H175ZM178 187V186H177ZM248 187V186H247ZM258 187V186H257ZM260 187V186H259ZM10 188V187H9ZM81 188V187H80ZM84 188V187H83ZM73 189V188H72ZM224 189V188H223ZM261 189V188H260ZM75 190V189H74ZM82 190V189H81ZM90 190H91V188H90ZM257 190V189H256ZM263 190V189H262ZM72 191V190H71ZM70 191V192H71ZM84 191V190H83ZM88 191V190H87ZM162 191V190H161ZM168 191V190H167ZM175 191H176V189H175ZM183 191V190H182ZM68 192V191H67ZM69 192V193H70ZM159 192V191H158ZM164 192V191H163ZM162 192V193H163ZM166 192V191H165ZM164 192V193H165ZM180 192V191H179ZM257 191H255L253 188L250 190V194L251 195H255V196H257L258 194V192L256 193ZM88 193V192H87ZM96 193H98V192H96ZM161 193V192H160ZM174 193V192H173ZM187 193V192H186ZM73 194V193H72ZM82 194V193H81ZM176 194H177V192H176ZM178 194H180V193H178ZM183 194V193H182ZM94 195H96V194H94ZM127 194H125V197H127L126 196ZM164 195V194H163ZM167 195V194H166ZM169 195V194H168ZM167 195V196H168ZM238 195V194H237ZM263 195V194H262ZM117 196V195H116ZM165 196V195H164ZM175 196V195H174ZM182 196V195H181ZM181 196H179V197H181ZM185 196V198H186V195H184ZM260 196V195H259ZM58 197V196H57ZM98 197V196H97ZM104 197V196H103ZM118 197V196H117ZM119 197H120V195H119ZM122 197V196H121ZM120 197V198H121ZM170 197V196H169ZM99 198V197H98ZM97 198V199H98ZM102 198V197H101ZM122 198H124V197H122ZM46 199V198H45ZM44 199V200H45ZM88 198H53L52 200H45V201H41V202H39V203H30L29 204V206L30 205H32V206H34V207H36L38 210H39V212L41 213V215H56V214H61V215H65L66 216V218L68 217L69 219H71V221L73 222V226H76V228L77 227H81V228H84V230H82V231H80V229L79 230H73V229H75L73 226H69V225H64V224H60V225H56V224H53V225H49V226H44L43 225V223H41L40 224V222L38 223V222H31V221H29V222H31V224H30V228H32L35 232H39V233H47V238H46V240H44L43 242H44V246H42V247H40V246H35L33 249L34 250H36V251H38V252H43L45 255H46V257H47V259H50V256L51 255H62V253L65 251V254H66V261H64V262H62V264H88V260H87V258H85L84 256H82V254L80 255V256H75V257H72V255L73 254H77L78 252H81V251H83L84 252V249L86 248L87 249V245H86V247L84 248L83 247V244H87L88 242H86L85 241V243L84 242H82L81 241V235H84L85 237H87L86 236V234H87V231H88V228L89 227H91L90 225H88L87 223H88V217H80V218H77V216H76V214L77 213H79V212H82V211H86V210H88V200H87ZM96 199V198H95ZM109 199V198H108ZM128 199V201L130 202V200H129V198H126V200ZM101 200V199H100ZM104 200V199H103ZM103 200H102V202H103ZM124 200V199H123ZM106 201V200H105ZM104 201V202H105ZM109 201V200H108ZM127 201V202H128ZM108 203V202H107ZM106 203V204H107ZM109 203H110V201H109ZM98 204H101V203H98ZM98 204H96V205H98ZM112 205V206H111ZM122 205V204H121ZM120 205V202H119V198H114V200L112 201V204L110 203V206L112 207V211H113V219H114V221H116L117 222V224H119V221H120V218L122 217L121 216V211H120V209H119V206H121ZM123 205H124V203H123ZM127 206L129 205H131V204H126ZM133 206V205H132ZM98 207H99V205H98ZM123 207V206H122ZM32 208V207H31ZM103 209V208H102ZM127 209H129V208H127ZM95 210V209H94ZM263 210V209H262ZM261 210V211H262ZM260 211V212H261ZM109 212V210H106L105 211V213H104V215H103V219H104V221H109L110 220V217H109V214H111V213H108ZM23 213V212H22ZM21 213V214H22ZM28 214V213H27ZM18 217H19V214H16ZM24 214H22V216H23ZM89 215V214H88ZM94 215H95V213H94ZM133 215H134V211L132 212L131 210L128 212V216H129V219H130V221H132L135 217H133ZM15 216V215H14ZM26 216V215H25ZM29 217V216H28ZM27 217V218H28ZM47 217V216H46ZM16 218V217H15ZM64 218V217H63ZM67 218V219H68ZM91 218H93V217H91ZM112 218V217H111ZM23 219V218H22ZM56 219V218H55ZM29 220H33V218L31 219V218H29ZM36 220V219H35ZM61 220V219H60ZM59 220V221H60ZM93 220V219H92ZM102 220V219H101ZM38 221H40L39 219H38ZM50 221V220H49ZM48 221V222H49ZM54 222V221H53ZM110 222H112V221H110ZM52 223V222H51ZM60 223H61V221H60ZM130 223V222H129ZM28 224V223H27ZM47 224V223H46ZM45 224V225H46ZM49 224V223H48ZM57 224H59V223H57ZM113 224V223H112ZM111 224V225H112ZM132 224H134V222H132ZM109 226V225H108ZM27 228H29V227H27ZM120 228V227H119ZM122 228V227H121ZM214 228V227H213ZM105 229V228H104ZM116 229V228H115ZM114 229V230H115ZM211 229V228H210ZM33 230H28V231H33ZM121 230V229H120ZM27 231V230H26ZM214 231H216V230H214ZM35 232H34V234H35ZM115 232V231H114ZM118 232V231H117ZM211 232V234H212V230L210 231ZM36 233V234H37ZM99 233V232H98ZM119 233V232H118ZM200 233V232H199ZM206 233V232H205ZM209 233V232H208ZM207 233V234H208ZM224 233V232H223ZM30 234H31V232H30ZM43 235V234H42ZM103 235V234H102ZM203 235H205V234H203ZM226 235V234H225ZM41 236V235H40ZM194 236V235H193ZM234 236V235H233ZM39 237V236H38ZM37 237V238H38ZM43 237V236H42ZM118 237V236H117ZM213 237V236H212ZM84 238V237H83ZM105 238V237H104ZM116 237L114 236V238L113 239H115ZM123 238V237H122ZM128 238V237H127ZM246 238V237H245ZM44 239V238H43ZM85 239V238H84ZM87 239V238H86ZM94 239V238H93ZM100 239V238H99ZM238 239V238H237ZM88 240H89V238H88ZM87 240V241H88ZM206 240V239H205ZM27 241H29V242H34L35 240H34V238L32 237V236H28V239H27ZM97 241V240H96ZM100 241V240H99ZM103 241V240H102ZM208 241V240H207ZM215 241V240H214ZM231 241V239H229V237H222V238H220V239H218V241L216 240L215 242H214V244L216 243V242H218V243H221V244H225V243H228V242H230ZM237 241V240H236ZM246 241V240H245ZM106 242V241H105ZM131 242V241H130ZM42 243V242H41ZM92 242H90V244H91ZM97 243V242H96ZM134 243V242H133ZM201 243V245L203 244L202 242H200ZM217 243V244H218ZM98 244V243H97ZM103 244V243H102ZM130 244V243H129ZM196 244V243H195ZM208 244V243H207ZM210 244H212V245H214L213 243H210ZM209 244V245H210ZM36 245V244H35ZM92 245H93V243H92ZM121 245V244H120ZM244 245V244H243ZM97 246V245H96ZM202 246H204V245H202ZM236 246V245H235ZM33 247V246H32ZM91 248H92V246H90ZM205 247V246H204ZM212 247V246H211ZM223 247V246H222ZM90 248V249H91ZM93 248H94V246H93ZM99 248V247H98ZM116 248H117V245H116V243L113 245V250H116ZM198 248H199V246H198ZM197 248V249H198ZM201 248V247H200ZM199 248V249H200ZM209 248V247H208ZM206 249L207 251L209 250V249ZM213 248V247H212ZM220 249H221V247H219ZM97 249V248H96ZM105 249V248H104ZM214 249V248H213ZM216 249H218V247H216ZM222 249H224V247L222 248ZM238 249V248H237ZM93 250V249H92ZM202 250H204V248L202 249H200V253H201V251ZM219 250V249H218ZM32 251V250H31ZM90 251L91 250H89V252L87 253L88 255L87 256H89L90 254ZM102 251V250H101ZM108 251V250H107ZM195 251L196 250H194V253H195ZM205 251V250H204ZM224 252H225V250H223ZM98 252H100V251H97V253ZM112 252V251H111ZM209 252V251H208ZM220 252V251H219ZM251 252V251H250ZM202 253H203V251H202ZM211 253V252H210ZM215 253V252H214ZM216 253H218V252H216ZM245 253V252H244ZM43 254V255H44ZM64 254V253H63ZM92 254V253H91ZM99 254H102V253H99ZM99 254H97V255H99ZM109 254V253H108ZM118 254V253H117ZM127 254V253H126ZM198 254V253H197ZM208 254V253H207ZM206 254V255H207ZM42 255V254H41ZM40 255V256H41ZM218 255H219V253H218ZM68 256H70V257H68ZM74 256V255H73ZM99 256H101V255H99ZM112 256V255H111ZM200 256V254L198 255V257ZM204 256H205V254H204ZM92 257V256H91ZM207 257H209V256H206V258ZM113 258V257H112ZM170 258V257H169ZM210 258H211V254H210ZM221 258H223V259H225L226 261H227V264H248V258L247 257H245V255H243L242 254V252H237V251H233V252H231V249H230V253H228V254H225V253H222L221 255H220V259ZM42 259V258H41ZM44 259V258H43ZM88 259H90V258H88ZM99 259V258H98ZM102 259V258H101ZM107 259H109V258H107ZM204 259V258H203ZM51 260V259H50ZM59 260V259H58ZM63 260V259H62ZM61 260V261H62ZM94 260V259H93ZM110 260V259H109ZM170 260V259H169ZM187 260V259H186ZM210 260V259H209ZM222 260V259H221ZM221 260H219V261H221ZM101 261V260H100ZM114 261V260H113ZM166 261V260H165ZM171 261H173V260H171ZM182 261V260H181ZM184 261V260H183ZM205 261V260H204ZM250 261V260H249ZM43 262V261H42ZM57 262V261H56ZM108 262V261H107ZM112 262V261H111ZM163 262V261H162ZM49 263V262H48ZM176 263V262H175ZM223 263V262H222ZM251 263H252V261H251ZM56 264V263H55ZM109 264V263H108ZM112 264V263H111ZM168 264V263H167ZM171 264V263H170ZM177 264V263H176ZM212 264V263H211ZM214 264H217L216 262L214 263ZM253 264H254V262H253Z\"/></svg>",
  "mask_w": 264,
  "mask_h": 264
}]
</instances>
